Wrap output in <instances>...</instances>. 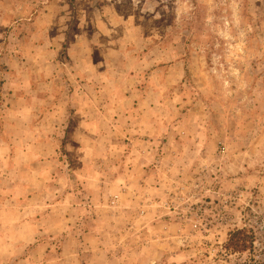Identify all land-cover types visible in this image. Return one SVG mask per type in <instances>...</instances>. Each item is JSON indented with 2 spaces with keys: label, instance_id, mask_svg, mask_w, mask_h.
<instances>
[{
  "label": "rangeland",
  "instance_id": "374dc122",
  "mask_svg": "<svg viewBox=\"0 0 264 264\" xmlns=\"http://www.w3.org/2000/svg\"><path fill=\"white\" fill-rule=\"evenodd\" d=\"M0 264H264V0H0Z\"/></svg>",
  "mask_w": 264,
  "mask_h": 264
},
{
  "label": "crops",
  "instance_id": "0c3cea01",
  "mask_svg": "<svg viewBox=\"0 0 264 264\" xmlns=\"http://www.w3.org/2000/svg\"><path fill=\"white\" fill-rule=\"evenodd\" d=\"M36 90L40 88L42 89L41 86L37 88L35 86ZM24 103H29V101H34L30 100L31 98H23ZM22 99V100H23ZM32 103V102H31ZM29 110V108H28ZM56 113L50 110V112L47 113H40L38 116V119H36L38 125H32V127L29 125H25L26 130L23 132V135H19L17 137L10 136L9 143L8 142H3L6 145H1L4 151L10 150V152L14 151L15 153H21L25 158L29 159V162H33L36 160L34 163H29L28 161L27 164H23L20 166L19 170L22 171L26 174L27 177H34V180H42L44 177V173H42L44 167L43 164L44 162L42 161L43 158L51 157L53 153L57 152L58 144H59V137L58 134L55 135V133H58V129L56 127V124H54V117H56ZM120 116L118 120H121ZM53 119V120H52ZM128 119V118H127ZM49 121V122H46ZM48 123H49V129H48ZM36 129V131L34 130ZM14 145H18V147H14ZM12 147V150H11ZM45 155V156H44ZM47 156V157H46ZM46 160V159H45ZM53 160V157L51 158ZM52 162V161H51ZM36 165L34 167V165ZM16 169V167H15ZM39 170V171H38ZM122 172L118 170V173L114 175V179L117 182H122L123 178ZM41 175L42 178H38ZM31 182V181H30ZM20 186L27 185V183H23L21 181L18 182ZM53 216L54 213L50 212L47 214H42L40 217H37L36 220H30L31 224L34 225V227L38 230L41 231L43 230L46 232L48 227L44 223L45 220H48L49 217Z\"/></svg>",
  "mask_w": 264,
  "mask_h": 264
},
{
  "label": "trees",
  "instance_id": "16d2710c",
  "mask_svg": "<svg viewBox=\"0 0 264 264\" xmlns=\"http://www.w3.org/2000/svg\"><path fill=\"white\" fill-rule=\"evenodd\" d=\"M237 236V234H235L234 236H233V238H235ZM238 240H240V239H238ZM243 241H245V239L243 240ZM247 241V240H246ZM246 241H245V243H244V247L247 245L246 244ZM233 243V242H232ZM234 244V243H233Z\"/></svg>",
  "mask_w": 264,
  "mask_h": 264
}]
</instances>
